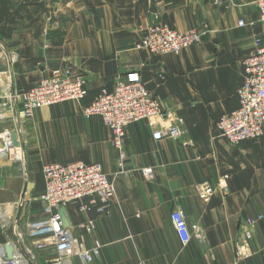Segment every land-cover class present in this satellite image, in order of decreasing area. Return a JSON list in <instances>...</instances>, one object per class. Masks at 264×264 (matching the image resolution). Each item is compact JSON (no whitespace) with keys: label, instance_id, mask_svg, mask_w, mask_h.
<instances>
[{"label":"crops","instance_id":"crops-1","mask_svg":"<svg viewBox=\"0 0 264 264\" xmlns=\"http://www.w3.org/2000/svg\"><path fill=\"white\" fill-rule=\"evenodd\" d=\"M256 1L0 0L1 90L24 91L68 68L88 90L80 101L35 109L22 122L11 115L1 121L11 128L16 156L0 154V243L14 240L18 250H33L37 264H264V131L231 144L217 128L239 106L243 60L262 31ZM153 23L197 28L201 40L180 53L137 49ZM135 70L166 115L128 125L122 159L111 130L84 108ZM176 118L190 145L154 138L160 122ZM75 161L101 163L116 195L105 212L66 206L74 236L95 251L89 263L78 256L58 263L55 246L36 250L29 226L45 217L42 167ZM146 167L154 169L152 178L144 176ZM204 180L216 188L209 202L197 193ZM176 209L201 226L203 242L182 243L171 218ZM89 220L91 232L81 227ZM248 230L251 256L238 260L237 242Z\"/></svg>","mask_w":264,"mask_h":264},{"label":"built area","instance_id":"built-area-1","mask_svg":"<svg viewBox=\"0 0 264 264\" xmlns=\"http://www.w3.org/2000/svg\"><path fill=\"white\" fill-rule=\"evenodd\" d=\"M259 21L262 31L254 39V51L243 60L245 79L238 88L239 106L236 110L226 113L217 122L219 135L231 144H238L244 140L257 139L264 131V0H257ZM253 22H251L252 24ZM244 20L239 21L245 26ZM201 31L197 28L179 31L164 23H153L146 27L145 33L136 43L137 49H145L152 54L180 53L185 48L197 44L201 40ZM88 90L85 80L76 76L70 68L60 69L40 79L35 85L24 91L9 90L3 92L0 88V154L16 156L13 146L11 128L4 126L1 121L11 115L14 120L22 122L30 118L33 111L45 106L86 97ZM87 116L98 115L112 133V143L125 158L124 142L128 125L141 120H148L151 124L161 120L166 115L162 102L148 90L140 71L128 72L118 79L112 89H102L94 101L84 108ZM160 126L154 132V138L161 140L165 137L190 145L191 140L184 130V122L176 118L167 126ZM45 188L39 199L44 219L29 226V234L36 237V250L46 245H53L59 253L56 262L73 256L80 257L85 263L93 259V249H87L73 234L71 223L64 224L61 209L68 204L80 203L82 212L96 208L105 212L116 195V184L105 172L99 162L86 163L75 161L70 163L53 162L42 167ZM146 178L154 176L152 167L143 168ZM224 178H227L225 176ZM226 189V186H223ZM216 188L208 180L197 184V193L204 202H209L215 194ZM86 198L88 202H83ZM171 218L183 244H187L195 237L203 242L205 232L197 223L188 222L185 213L176 209ZM250 226H252V221ZM94 221L83 222L87 232L93 230ZM252 236L248 230L244 237L237 242V259L251 256L248 242ZM17 239V238H16ZM16 254L9 259L6 244L0 243V264H20L22 259L29 263V255L36 260L33 250H18L15 241Z\"/></svg>","mask_w":264,"mask_h":264},{"label":"water","instance_id":"water-1","mask_svg":"<svg viewBox=\"0 0 264 264\" xmlns=\"http://www.w3.org/2000/svg\"><path fill=\"white\" fill-rule=\"evenodd\" d=\"M13 140H14V137H13ZM14 142H15V140H14ZM61 214H62V217H63L64 224L69 226L70 225V219H69V215H68L67 209L65 207H63L61 209ZM5 248H6V252H7L8 258L12 259L13 256L16 254V250H15L14 244L13 243H7Z\"/></svg>","mask_w":264,"mask_h":264},{"label":"rangeland","instance_id":"rangeland-1","mask_svg":"<svg viewBox=\"0 0 264 264\" xmlns=\"http://www.w3.org/2000/svg\"><path fill=\"white\" fill-rule=\"evenodd\" d=\"M165 24V23H164ZM33 255L36 257V255L37 254H35V252H33ZM29 263H31V262H33L34 264H37V262H36V260H32L33 259V257H31L30 255H29ZM28 262L26 261V264H27Z\"/></svg>","mask_w":264,"mask_h":264},{"label":"bare ground","instance_id":"bare-ground-1","mask_svg":"<svg viewBox=\"0 0 264 264\" xmlns=\"http://www.w3.org/2000/svg\"><path fill=\"white\" fill-rule=\"evenodd\" d=\"M20 264H26V261L22 259Z\"/></svg>","mask_w":264,"mask_h":264}]
</instances>
